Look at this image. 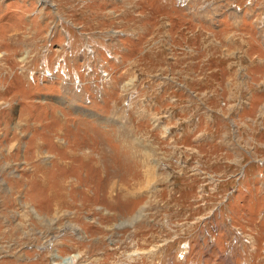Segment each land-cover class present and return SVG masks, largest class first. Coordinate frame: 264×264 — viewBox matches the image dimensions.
I'll list each match as a JSON object with an SVG mask.
<instances>
[{
  "label": "rangeland",
  "instance_id": "374dc122",
  "mask_svg": "<svg viewBox=\"0 0 264 264\" xmlns=\"http://www.w3.org/2000/svg\"><path fill=\"white\" fill-rule=\"evenodd\" d=\"M177 1L0 0V264H264V0Z\"/></svg>",
  "mask_w": 264,
  "mask_h": 264
},
{
  "label": "bare ground",
  "instance_id": "6f19581e",
  "mask_svg": "<svg viewBox=\"0 0 264 264\" xmlns=\"http://www.w3.org/2000/svg\"><path fill=\"white\" fill-rule=\"evenodd\" d=\"M61 262H64V264H68V262L71 264L73 261L71 259H63Z\"/></svg>",
  "mask_w": 264,
  "mask_h": 264
},
{
  "label": "built area",
  "instance_id": "2783aa9c",
  "mask_svg": "<svg viewBox=\"0 0 264 264\" xmlns=\"http://www.w3.org/2000/svg\"><path fill=\"white\" fill-rule=\"evenodd\" d=\"M177 1V0H176ZM181 1V0H179ZM179 1H177L178 4H181ZM48 75H50V73H47ZM74 83H78L76 80H74Z\"/></svg>",
  "mask_w": 264,
  "mask_h": 264
}]
</instances>
